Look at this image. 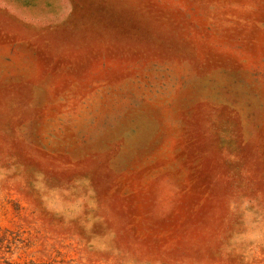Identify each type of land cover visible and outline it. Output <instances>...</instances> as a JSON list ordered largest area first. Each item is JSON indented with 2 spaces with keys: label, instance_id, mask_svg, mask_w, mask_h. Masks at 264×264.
Returning a JSON list of instances; mask_svg holds the SVG:
<instances>
[{
  "label": "rangeland",
  "instance_id": "374dc122",
  "mask_svg": "<svg viewBox=\"0 0 264 264\" xmlns=\"http://www.w3.org/2000/svg\"><path fill=\"white\" fill-rule=\"evenodd\" d=\"M0 264H264V0H0Z\"/></svg>",
  "mask_w": 264,
  "mask_h": 264
}]
</instances>
